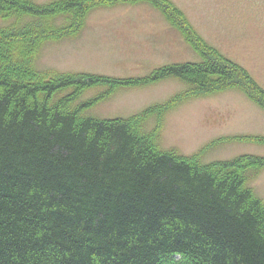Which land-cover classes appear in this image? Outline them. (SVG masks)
<instances>
[{"label": "trees", "instance_id": "1", "mask_svg": "<svg viewBox=\"0 0 264 264\" xmlns=\"http://www.w3.org/2000/svg\"><path fill=\"white\" fill-rule=\"evenodd\" d=\"M137 2L160 9L203 60L128 78L37 69L44 44L79 33L93 9ZM169 77L189 90L129 118L83 114L121 87ZM99 85L107 92L71 107ZM230 88L264 108L259 82L172 0H0V264H264V201L249 185L264 156L201 160L218 142L264 135L191 156L158 142L166 111Z\"/></svg>", "mask_w": 264, "mask_h": 264}, {"label": "rangeland", "instance_id": "2", "mask_svg": "<svg viewBox=\"0 0 264 264\" xmlns=\"http://www.w3.org/2000/svg\"><path fill=\"white\" fill-rule=\"evenodd\" d=\"M172 1L210 45L245 67L264 88V0ZM202 60L160 9L149 2H137L93 9L79 33L44 44L36 67L44 72L128 78L148 76L163 65ZM189 88L177 77L144 86L121 87L83 114L100 119L129 118L151 106L165 104ZM107 90L105 85L89 88L71 107L74 109ZM70 91L58 92L53 101ZM157 124L158 116H151L145 130L150 132ZM241 135H264V108L244 91L230 88L188 98L166 111L158 142L164 150L191 156L220 138ZM244 154L264 156V144L218 142L201 160H231ZM249 185L264 201V169L249 179Z\"/></svg>", "mask_w": 264, "mask_h": 264}]
</instances>
